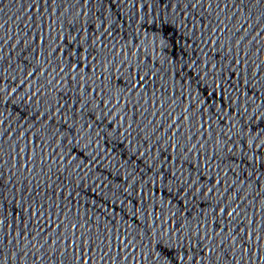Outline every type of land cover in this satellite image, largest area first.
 Returning a JSON list of instances; mask_svg holds the SVG:
<instances>
[{
    "label": "snow or ice",
    "instance_id": "6c2138e0",
    "mask_svg": "<svg viewBox=\"0 0 264 264\" xmlns=\"http://www.w3.org/2000/svg\"><path fill=\"white\" fill-rule=\"evenodd\" d=\"M224 211H225V209H221V212H224ZM229 215H231V213H229ZM189 259L191 260L192 258L189 257Z\"/></svg>",
    "mask_w": 264,
    "mask_h": 264
}]
</instances>
